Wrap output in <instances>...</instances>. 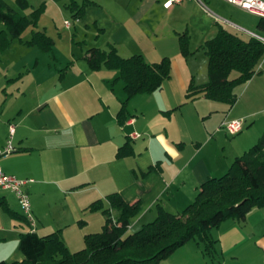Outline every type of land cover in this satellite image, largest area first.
Here are the masks:
<instances>
[{
  "label": "crops",
  "instance_id": "0c3cea01",
  "mask_svg": "<svg viewBox=\"0 0 264 264\" xmlns=\"http://www.w3.org/2000/svg\"><path fill=\"white\" fill-rule=\"evenodd\" d=\"M3 1L24 16L42 7L35 24L20 31L9 45L0 47V150L8 140L14 147L0 155V167L18 178L32 179L23 189L29 195L34 222L22 232L44 235L57 227L67 229L93 201L99 199L107 207L106 197L113 192L129 203H139L138 212L128 223L129 231L153 220L158 206L178 213L194 199L202 181L225 173L234 158L257 141L260 131L264 132V57L254 75L233 88L236 100L229 105L203 93L185 96L190 83L198 85L208 80L205 52L199 59H191L198 51L189 46L190 53L172 62L170 76L164 78L159 89L131 96L121 110L124 90L118 71L91 69L86 54L94 45L78 49L72 44L73 31L56 23V12L62 5L83 20L88 7L76 14L69 3L84 4L88 0H23L27 7H21L18 0ZM92 1L88 4H94ZM153 1L162 6L167 2ZM176 4H190L195 9L192 21L199 22L201 29L211 18L201 0L174 1L168 8L172 10ZM104 16L116 21L110 12ZM216 17L228 22L231 31L242 37L249 34L239 27L264 36V24L256 23L260 16L253 24L261 31ZM1 24L0 31H5ZM35 32L50 38L49 49L27 43ZM205 33L203 30V43L216 34ZM110 44L120 55L119 45ZM158 90L165 95L156 93ZM233 118H243L244 124L240 132L229 134L221 128V122ZM10 124L14 126L12 134ZM134 132L139 136L132 137ZM124 143L127 152L119 153ZM3 196L8 203V196ZM94 212L97 222L104 223V212ZM86 214L79 218L78 226L82 227L74 234L76 241L92 222ZM50 215L54 225L46 223ZM243 219L229 217L212 227L207 234L214 240L213 249L229 252L232 264H264V206L252 207ZM63 236L67 240L72 237L70 233ZM200 243L196 236L185 243L180 260L183 264L199 258ZM183 246L171 254L183 250ZM22 258L19 250L13 261Z\"/></svg>",
  "mask_w": 264,
  "mask_h": 264
},
{
  "label": "trees",
  "instance_id": "16d2710c",
  "mask_svg": "<svg viewBox=\"0 0 264 264\" xmlns=\"http://www.w3.org/2000/svg\"><path fill=\"white\" fill-rule=\"evenodd\" d=\"M18 3L22 4L21 7H27L23 0H18ZM69 6L71 9L76 7L78 14L83 5L71 2ZM41 10V6L34 8L31 17L27 18L0 0V21L6 28L0 31V47L9 45L10 40L18 37L28 24H35ZM262 22L264 18L260 17L256 23L261 26L264 24ZM217 25L216 34L202 44L207 56L208 80L198 85L190 83L185 96L194 97L203 93L208 98L232 105L236 100L233 88L244 84L254 75L259 61L264 57V44L253 36L242 37L221 24ZM7 35L10 37L7 38ZM185 38L186 33L183 32L179 39L182 52L186 55L190 52ZM27 43L44 50L51 46L50 38L41 32H35ZM86 56L91 69L105 67L118 71L124 90L121 110L131 96L159 89L164 78L170 76L167 56L147 62L139 53L119 55L116 47L110 43L107 49L90 47ZM233 71L236 75L230 76ZM127 148V143H124L119 147V153L127 152ZM227 168L222 175L202 181L194 199L180 212L173 213L158 206L155 218L135 231L128 230V223L138 212V201L129 203L118 193H110L106 197L109 202L107 207L99 199L89 205L90 209L104 212L105 221L101 231L83 237L84 247L69 251L61 240L59 229L44 235L28 230L20 232L18 240L23 258L14 261L0 259V264H157L195 236L204 243L205 249L211 251L214 240L207 233L212 227L229 217L244 220L252 207L264 206V132ZM0 206L12 216L29 223L8 206L3 195L0 196Z\"/></svg>",
  "mask_w": 264,
  "mask_h": 264
},
{
  "label": "rangeland",
  "instance_id": "374dc122",
  "mask_svg": "<svg viewBox=\"0 0 264 264\" xmlns=\"http://www.w3.org/2000/svg\"><path fill=\"white\" fill-rule=\"evenodd\" d=\"M89 1L90 0L82 4L83 6L81 7L83 9L88 7V13L83 16V20H80L81 15L74 16L75 14H72L67 5L61 4L60 12H56V23L60 28L65 25L69 28V31H73L75 35L72 44L78 49L83 48L84 50L92 45L108 48L109 44H107V41H109L110 43L119 45L120 55L122 56H128L134 52H139L147 62L158 61L163 56H167L170 60V68L172 67V62H176V60L180 61L181 59L183 60V57L187 55L182 52L183 50L179 39V36L183 32L186 33L185 39H187L188 52H190L189 46H191L194 51H198V54H195L191 59H194V57L199 59L198 57L204 55V51H202L203 42L201 41L204 36L202 34L203 30H205V34L212 36L217 32L218 23L223 24L224 27L231 30V27L227 26L228 22L223 20L219 21L216 15L225 18V20L236 21L238 22L237 24H241L244 27L261 31L255 27V24H253L255 20H258V16L242 11L241 8L227 2L226 0H201L204 3V12L211 17L204 21H208V23L203 24L204 29L200 28L199 22L194 23L192 21L195 16V9L190 7V4L186 7L177 6L178 4H176L171 10L168 7L174 1L164 3L163 6L161 3L154 2L153 0H96L100 5H96L95 0H91L94 4H88ZM121 2H125V5H119L122 4ZM13 6H15V4H13ZM73 10H77V8L74 7ZM80 10L82 11V9ZM26 11L29 12L28 9H26ZM109 12L111 16H114L112 18L116 21L106 20L107 18L104 15L107 13L109 15ZM30 17L31 16H27V18ZM214 20H217L218 22H215ZM66 23H69V25ZM1 25L0 22V28L2 27ZM32 36L33 34L30 38H32ZM8 37H10V35H7V38ZM15 43L16 42H14L13 45H15ZM193 61L197 62V60ZM233 75H236L235 71H233L230 76ZM159 91L160 90L156 93L165 95V92L162 91L161 94ZM256 126L257 124L253 127ZM261 133L262 131H260V135ZM1 195L8 196L9 207L18 211L19 215L22 214L17 202H13L14 200L11 192L0 190V196ZM84 210L87 211L82 214H77L74 218L75 222L69 225V228H59L61 240H65V245L69 251L79 250L84 247L85 241L83 237L88 233L101 231L102 224H104L97 222L96 214L94 212H100L101 210L89 208ZM91 212H93V214ZM86 213H88V216L86 217L91 218L92 222L82 229V236L76 241L73 239L74 234L78 231V228L82 227L78 226L80 221L79 218H84L85 215H87ZM53 220L54 218L50 215L47 218L46 223L54 225L55 223H53ZM27 227L29 226L25 221L21 218L19 219L12 216L8 210L3 206H0V259L4 258V260H7L9 258L10 261H13L15 253L19 252V230L22 232V229ZM138 228H140V226L134 227L131 231H135ZM65 233H70L72 237L68 240L64 239L63 234ZM200 242L198 248L199 252H197L199 258L191 264H232L233 259H231V254L229 252L222 253L220 252V249H217L218 251L216 252L213 248L210 251L203 247L204 243L202 241ZM185 249L186 244L183 246V250L162 258L157 264H183L180 260ZM233 264H235V262H233Z\"/></svg>",
  "mask_w": 264,
  "mask_h": 264
},
{
  "label": "built area",
  "instance_id": "2783aa9c",
  "mask_svg": "<svg viewBox=\"0 0 264 264\" xmlns=\"http://www.w3.org/2000/svg\"><path fill=\"white\" fill-rule=\"evenodd\" d=\"M171 1H181V0H167L166 3H169ZM227 2L234 4L235 6H238L242 10L252 12L261 18H264V0H226ZM69 25V23H66ZM246 33L249 34V36H253L257 40H259L262 44H264V36L253 33L251 31H246L242 28H238ZM244 124L243 118H233L224 120L221 122V127L225 129L226 132L229 134H236L242 130ZM14 131V126L9 125V133L12 134ZM132 137L139 136V133L134 132L131 134ZM14 147L12 146L11 142L8 140L6 146L0 150V155L8 154L9 151H13ZM32 179H22L14 176L13 174L6 173L2 170L0 167V189L9 190L11 191L18 202L19 208L22 212L21 215H23L27 221L31 224L34 222V218L31 210V203L29 202V195L24 188V185L26 182L31 181Z\"/></svg>",
  "mask_w": 264,
  "mask_h": 264
}]
</instances>
